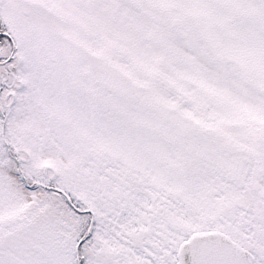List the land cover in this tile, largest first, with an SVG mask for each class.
I'll use <instances>...</instances> for the list:
<instances>
[{"label": "snow or ice", "instance_id": "6c2138e0", "mask_svg": "<svg viewBox=\"0 0 264 264\" xmlns=\"http://www.w3.org/2000/svg\"><path fill=\"white\" fill-rule=\"evenodd\" d=\"M0 264H264V0H0Z\"/></svg>", "mask_w": 264, "mask_h": 264}]
</instances>
